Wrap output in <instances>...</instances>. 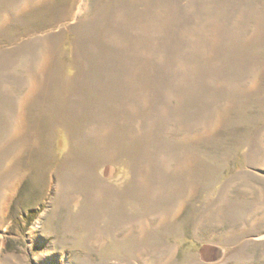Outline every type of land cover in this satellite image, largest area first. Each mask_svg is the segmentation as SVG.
Returning <instances> with one entry per match:
<instances>
[{
    "label": "rangeland",
    "instance_id": "1",
    "mask_svg": "<svg viewBox=\"0 0 264 264\" xmlns=\"http://www.w3.org/2000/svg\"><path fill=\"white\" fill-rule=\"evenodd\" d=\"M0 264H264V0H0Z\"/></svg>",
    "mask_w": 264,
    "mask_h": 264
},
{
    "label": "trees",
    "instance_id": "2",
    "mask_svg": "<svg viewBox=\"0 0 264 264\" xmlns=\"http://www.w3.org/2000/svg\"><path fill=\"white\" fill-rule=\"evenodd\" d=\"M192 243V242H191Z\"/></svg>",
    "mask_w": 264,
    "mask_h": 264
}]
</instances>
